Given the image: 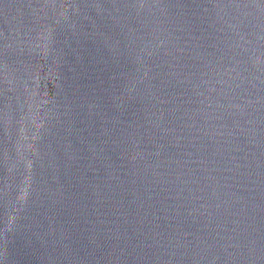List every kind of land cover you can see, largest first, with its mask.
Masks as SVG:
<instances>
[{"label": "water", "instance_id": "obj_1", "mask_svg": "<svg viewBox=\"0 0 264 264\" xmlns=\"http://www.w3.org/2000/svg\"><path fill=\"white\" fill-rule=\"evenodd\" d=\"M0 197L77 264H264V0H0Z\"/></svg>", "mask_w": 264, "mask_h": 264}]
</instances>
